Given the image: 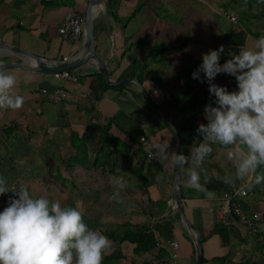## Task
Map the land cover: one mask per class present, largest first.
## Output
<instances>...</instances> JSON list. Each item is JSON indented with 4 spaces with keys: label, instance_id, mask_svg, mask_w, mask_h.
<instances>
[{
    "label": "crops",
    "instance_id": "obj_1",
    "mask_svg": "<svg viewBox=\"0 0 264 264\" xmlns=\"http://www.w3.org/2000/svg\"><path fill=\"white\" fill-rule=\"evenodd\" d=\"M88 6L89 0H0V65L16 74L15 92L24 96L20 108H0V173L8 181L39 175L60 191L66 173L73 172L72 184L79 181L90 193L88 208L96 210L92 218L103 216L109 228L133 223L152 229L154 248L135 253V243L117 242L124 257L113 264L126 257L131 264H168L174 259L196 264L195 233L183 222L174 200L176 167L162 154L154 155L155 160L148 152L159 153L167 145L168 153L177 151V132L161 113L176 124L183 152L202 139L196 129L200 121L206 122L203 109L208 100L203 96L209 87L195 78L187 91L197 68L192 66L221 44V62L239 45L253 46L264 35V0H104L93 17L95 51L113 80L136 78L140 84L106 82L110 87L98 100L91 91L98 71L94 63L69 71L78 82L27 68L36 65V56L69 61L84 49V32L79 40L68 42L59 36L58 27L72 9L85 21ZM230 12L238 22L230 19ZM215 81L230 90L237 86L235 77L223 72ZM56 88L65 91L61 101L49 100L44 92ZM112 117L117 124L110 131L121 144L106 157L100 150V126ZM87 130L81 142L87 147V162L70 165L77 152L72 137H83ZM227 151L216 143L202 165L200 182L215 190V199L188 186L179 168L184 211L202 238L206 263L264 264V225L255 234L243 225L224 226L216 219L214 208L223 192L240 188L248 192L244 206L264 213V182L256 185L254 174L236 178ZM224 175L234 177L233 182L225 183L220 178ZM120 176L127 181L120 187L122 199H112L114 177ZM78 203L73 200L72 206Z\"/></svg>",
    "mask_w": 264,
    "mask_h": 264
},
{
    "label": "clouds",
    "instance_id": "obj_2",
    "mask_svg": "<svg viewBox=\"0 0 264 264\" xmlns=\"http://www.w3.org/2000/svg\"><path fill=\"white\" fill-rule=\"evenodd\" d=\"M229 51L225 45L202 54V62L192 72L193 78L207 82L212 99L204 105V120L196 131L202 136L188 153L159 149L165 161L184 172L188 186L203 190L209 199L217 193L200 182L202 165L216 143L228 148L227 156L236 167V178L254 174L256 183L264 182V35ZM227 73L236 80L229 89L215 81L217 74ZM201 73L204 75L202 76ZM16 74L0 66V108L18 109L24 96L15 92ZM232 183L234 177H220ZM127 181L114 177L110 198L122 199L120 187ZM11 192L0 210V264H102L111 239L85 219L80 206H62L59 200L33 195L27 184H11L0 173V196Z\"/></svg>",
    "mask_w": 264,
    "mask_h": 264
},
{
    "label": "trees",
    "instance_id": "obj_3",
    "mask_svg": "<svg viewBox=\"0 0 264 264\" xmlns=\"http://www.w3.org/2000/svg\"><path fill=\"white\" fill-rule=\"evenodd\" d=\"M166 46H171V45H166ZM201 62L202 59L196 61L192 66V70L198 67V65ZM94 77H95L94 81L92 82L91 85V91H92L93 99L98 100L101 94L107 88H109L110 85L106 83L104 76L99 71L94 73ZM194 79L195 78H193L191 73L190 78L188 80L187 91H190L192 89ZM117 87H120V85H118ZM203 99L208 100L209 102L212 99V97L208 92L203 96ZM113 123L117 124L116 117H112L107 121V123L100 126V141H99L100 150L106 157H109V155L112 152L120 150L119 145L121 144V142L119 138L113 135L110 131ZM88 135H89L88 130L85 132L83 137H79L77 134L73 135L72 144L75 148H77V152L75 156H72L69 159L70 165H73L77 162L86 164L87 160H86L85 152H87V147L86 145H82L81 142L85 141ZM131 137L133 142H136L135 137L132 135ZM260 171H264V166H262L260 169H257V172ZM257 184L258 183H256V185ZM256 185H254V187L252 186V188L255 189ZM102 231L106 235H108L111 240L116 241L118 243H122L124 241L135 243L136 244L134 247L135 253L149 251L152 248H154L157 244V240L155 238L152 229L146 225L125 223L124 225H116L114 228H109V227L103 228ZM122 257H124V255L120 249V246L118 245L111 253L104 255L102 264H113L115 261L119 260ZM205 262L206 260L203 258V264ZM132 264H136V263L134 262ZM141 264H147V263H141Z\"/></svg>",
    "mask_w": 264,
    "mask_h": 264
},
{
    "label": "built area",
    "instance_id": "obj_4",
    "mask_svg": "<svg viewBox=\"0 0 264 264\" xmlns=\"http://www.w3.org/2000/svg\"><path fill=\"white\" fill-rule=\"evenodd\" d=\"M228 16L233 21L238 22V16L234 13L230 12ZM83 23V16L75 9L70 10L64 16L58 27L59 36L62 40L68 42L79 40L84 32ZM54 75L56 77L66 78L74 82L79 81L78 76L69 71H62ZM44 92L51 101H61L65 98V91L60 88H56L52 91H47L45 89ZM141 140L145 141V137H141ZM148 157L152 159L156 158L151 152H148ZM247 196L248 192L245 188L224 191L220 204L214 208L218 223L224 226L232 227H239L243 225L253 233H259L264 225V213L247 209L243 202V198ZM171 244L174 248L178 247V242H172ZM168 264L181 263L174 259ZM204 264L209 263L205 262Z\"/></svg>",
    "mask_w": 264,
    "mask_h": 264
},
{
    "label": "water",
    "instance_id": "obj_5",
    "mask_svg": "<svg viewBox=\"0 0 264 264\" xmlns=\"http://www.w3.org/2000/svg\"><path fill=\"white\" fill-rule=\"evenodd\" d=\"M103 4H104V0H89V6L84 21V39H85L84 49L79 54H77L73 60L57 62V61H51L49 59H43L42 57L35 55L37 58L36 65L27 68L34 69L38 72L45 74H56L62 71H73L76 68H79L86 63H94L97 66L98 71L104 76L108 84H123L126 82H134L136 84H140V82L136 78L113 80L110 76L106 63L103 61V59L100 56H98V54L95 51L93 17L98 10H101L103 8ZM17 65L26 67V65H21V64H17ZM0 66L4 67V65H0ZM10 66H14V64ZM161 116L165 121H167L168 123L174 126L179 139L177 152L182 151L181 139L176 124L172 119H170L163 113H161ZM174 200L176 207L180 211L183 222L187 225V227L190 230H193V232L195 233L194 243L196 249V264H203L202 238L200 234L197 232L195 226L190 222V220L187 218L185 214L182 203V193L180 188L179 168L177 167L175 173Z\"/></svg>",
    "mask_w": 264,
    "mask_h": 264
},
{
    "label": "rangeland",
    "instance_id": "obj_6",
    "mask_svg": "<svg viewBox=\"0 0 264 264\" xmlns=\"http://www.w3.org/2000/svg\"><path fill=\"white\" fill-rule=\"evenodd\" d=\"M65 164L67 163L64 161ZM70 172V171H69ZM71 173V172H70ZM73 172L69 175L66 173L65 178L63 179V186L60 187V191H56L55 187L49 185L46 183L45 180H42V177L39 175H35L32 177V179L26 178L24 176L22 177H12L11 180L9 181L11 184L14 185H20V184H27L30 188V191L33 195H45L48 196L52 200H59L62 204L72 206V201L73 200H79L80 203H78V206L83 207L85 210V219L93 226L100 228L101 230L103 228H106V224L103 222L104 218L103 216L100 215L99 218H92L93 214H95L96 210H90L88 208V198L90 196V193L82 186V183L79 181H76L78 184L75 186L72 184L73 180ZM9 195H12L11 192L4 194L3 196H0V210L3 209V207L6 206L7 204V197ZM100 211H103L101 209ZM90 213L92 216H90ZM111 225V224H110ZM118 244L117 242H113L111 240V246L104 252V255L107 253L111 252L114 247H116ZM130 258L126 257L123 259V261H119L116 264H131Z\"/></svg>",
    "mask_w": 264,
    "mask_h": 264
}]
</instances>
